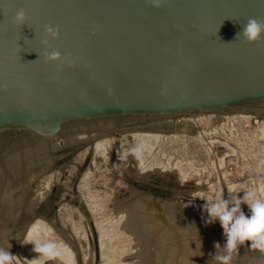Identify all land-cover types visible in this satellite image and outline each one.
I'll list each match as a JSON object with an SVG mask.
<instances>
[{"label":"water","instance_id":"water-1","mask_svg":"<svg viewBox=\"0 0 264 264\" xmlns=\"http://www.w3.org/2000/svg\"><path fill=\"white\" fill-rule=\"evenodd\" d=\"M249 18L264 0H0V247L21 264L37 239L58 245L46 264H218L202 196L264 189V37L235 39Z\"/></svg>","mask_w":264,"mask_h":264},{"label":"clouds","instance_id":"clouds-1","mask_svg":"<svg viewBox=\"0 0 264 264\" xmlns=\"http://www.w3.org/2000/svg\"><path fill=\"white\" fill-rule=\"evenodd\" d=\"M11 22L16 27L24 25L26 22L24 9L17 10ZM44 36L43 43L47 45L48 38L57 39L58 30L50 25L46 26ZM237 37L248 44L257 43L264 37V21L249 18L242 24L241 31L236 34L235 39ZM60 58V53L53 51L46 55L45 62H56ZM227 193L225 196L224 192H221L215 198L202 196L203 210L207 216L205 223H219L222 229L223 244L213 242L214 258L218 264H231L233 253L242 245L247 244L254 250L264 252V189L241 186ZM242 205L247 207V213ZM30 243L34 245L33 252L38 254L30 264H46L47 261L59 256L58 245L53 241L37 239ZM9 249L10 245L7 249L0 247V264H21V258L13 255ZM217 250L221 254H216Z\"/></svg>","mask_w":264,"mask_h":264}]
</instances>
